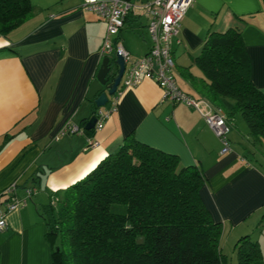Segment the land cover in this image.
Here are the masks:
<instances>
[{
	"label": "crops",
	"instance_id": "crops-1",
	"mask_svg": "<svg viewBox=\"0 0 264 264\" xmlns=\"http://www.w3.org/2000/svg\"><path fill=\"white\" fill-rule=\"evenodd\" d=\"M29 1L32 14L0 34V210L6 198L2 190L9 183H15L14 195L24 198L23 204L5 212L0 264H53L41 207L116 149L128 132L174 153L180 164L197 165L204 176L202 199L221 224L219 247L230 242L233 250L236 237L249 233L264 264V140L252 141L242 129L238 143H232L228 118L229 149L219 152L220 142L199 112L163 97L150 77L123 90L100 128L59 133L65 121L83 127L82 120L96 108L86 90L103 56L98 48L105 22L81 6L82 0ZM139 16L128 14L118 34L111 35L129 59L150 46L146 17ZM130 25H136L135 31L124 30ZM227 26L239 28L250 79L264 94L262 0H192L170 43L177 85L226 109L230 101L225 97L215 104L201 92L202 73L192 58L209 29ZM88 135L97 140L95 145L87 144ZM38 192L44 195L40 201L47 199L34 202Z\"/></svg>",
	"mask_w": 264,
	"mask_h": 264
},
{
	"label": "trees",
	"instance_id": "trees-1",
	"mask_svg": "<svg viewBox=\"0 0 264 264\" xmlns=\"http://www.w3.org/2000/svg\"><path fill=\"white\" fill-rule=\"evenodd\" d=\"M32 12L29 0H0V34ZM192 59L202 73L201 92L215 104L229 98L228 112L215 106L226 119L239 112L249 139L264 140V94L250 79L239 28L209 29ZM203 180L197 165L180 164L174 153L128 132L116 149L41 207L52 263L231 264L219 247L220 221L202 199ZM233 251L234 264H263L249 233L236 238Z\"/></svg>",
	"mask_w": 264,
	"mask_h": 264
},
{
	"label": "built area",
	"instance_id": "built-area-1",
	"mask_svg": "<svg viewBox=\"0 0 264 264\" xmlns=\"http://www.w3.org/2000/svg\"><path fill=\"white\" fill-rule=\"evenodd\" d=\"M192 0H82L81 6L92 11L105 22V30L99 45V53L113 56L121 55L124 68L114 91L107 101L97 106L92 114L95 120L92 129L102 125L104 117L115 109L126 87L136 85L141 78L150 77L161 87L162 96L171 101H181L196 109L207 126L220 142L219 152L229 149L227 136L228 123L224 111L211 104L203 96H195L182 90L174 77V60L170 48L171 39L177 34L182 15ZM146 17L145 28L150 38L148 50L139 57L129 59L128 51L111 35H117L128 14ZM109 75V74H108ZM83 127L74 122L65 121L58 129L59 133L82 132ZM97 140L87 136V144L95 145ZM15 183H9L2 193L6 195L4 210H0V230L6 227L5 212L24 203V198L14 195ZM30 188L26 189L29 194Z\"/></svg>",
	"mask_w": 264,
	"mask_h": 264
},
{
	"label": "water",
	"instance_id": "water-1",
	"mask_svg": "<svg viewBox=\"0 0 264 264\" xmlns=\"http://www.w3.org/2000/svg\"><path fill=\"white\" fill-rule=\"evenodd\" d=\"M110 62H113L115 65L114 71H110ZM123 68L124 60L121 55L115 53L113 56H102L100 65L94 77L89 81L86 90V97L93 99L94 106L103 105L107 101L108 96L114 91L118 84ZM110 73L112 76L108 75ZM94 120L95 116L90 114L83 127H92Z\"/></svg>",
	"mask_w": 264,
	"mask_h": 264
},
{
	"label": "rangeland",
	"instance_id": "rangeland-1",
	"mask_svg": "<svg viewBox=\"0 0 264 264\" xmlns=\"http://www.w3.org/2000/svg\"><path fill=\"white\" fill-rule=\"evenodd\" d=\"M143 16H144L143 14H141L139 16L141 20L144 19ZM134 26L136 27V25L127 26V27L124 28V30H126V31H135V29H134L135 27ZM110 66H111L110 71H112V70L114 71L115 70V65H114L113 62H110ZM224 99L227 102L230 101V99L227 98V97H225ZM220 104H222V103H220ZM223 108L227 112L229 111V110L226 109V107L223 106ZM229 118H230V121H231L229 137L232 140V143H238L237 140H239V132L242 129H247L246 123L244 121L243 116L239 112H233L232 114H229ZM262 151L264 152V147L262 148ZM256 154H257V152L254 153V156H256ZM256 157L258 158V155ZM43 196L44 195L41 192H38V194L33 196L34 197L33 201L36 202V203L37 202H43V201H45L47 199L46 198L45 200L40 201V199H43ZM31 204H32V202H31ZM253 234L255 235V233H253ZM230 246H231L230 242H229V244L228 243L227 244L221 243L220 244V248H221L220 250H221V253H222V258L225 261H230L231 264H234V251L231 249Z\"/></svg>",
	"mask_w": 264,
	"mask_h": 264
}]
</instances>
